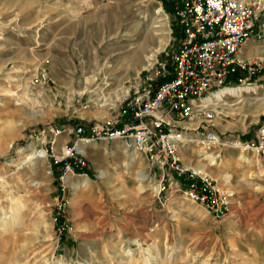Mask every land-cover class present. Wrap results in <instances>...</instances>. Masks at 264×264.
Returning a JSON list of instances; mask_svg holds the SVG:
<instances>
[{"label":"rangeland","instance_id":"374dc122","mask_svg":"<svg viewBox=\"0 0 264 264\" xmlns=\"http://www.w3.org/2000/svg\"><path fill=\"white\" fill-rule=\"evenodd\" d=\"M167 5L0 0V264H264V153L240 146L264 127V69L250 84L233 75L231 86L254 90L214 105L219 143L192 129L181 148L186 168L232 194L222 219L187 199L178 178L162 190L161 171L123 140L75 144L71 130L51 131L123 122L145 76L170 74L182 34ZM240 55L264 59V14ZM65 144L85 169L54 166Z\"/></svg>","mask_w":264,"mask_h":264},{"label":"built area","instance_id":"2783aa9c","mask_svg":"<svg viewBox=\"0 0 264 264\" xmlns=\"http://www.w3.org/2000/svg\"><path fill=\"white\" fill-rule=\"evenodd\" d=\"M167 1L182 34L170 74L160 80L145 76L149 86L144 93L124 100L128 118L123 122L79 124L73 130L53 128L51 131L60 135L71 130L76 137L75 144L123 140L128 148L145 154L152 168L161 171L162 190L167 188L166 180L178 178L180 181H175L187 199L222 219L230 211L232 194L224 193L207 173L186 168L181 148L191 140L192 129L209 145L219 143L220 136L214 130L216 110L205 100L224 87H233V75L244 71L246 76L238 80L244 85L264 69L262 58H240L241 49L253 36L256 22L264 14V0ZM183 123L196 126L189 128ZM75 144H65L61 156L53 155L54 165L72 174L87 167ZM242 145L241 148L264 153V127L257 139Z\"/></svg>","mask_w":264,"mask_h":264},{"label":"bare ground","instance_id":"6f19581e","mask_svg":"<svg viewBox=\"0 0 264 264\" xmlns=\"http://www.w3.org/2000/svg\"><path fill=\"white\" fill-rule=\"evenodd\" d=\"M160 16H163L162 12V8L158 9ZM157 11V12H158ZM163 18V17H162ZM154 52L148 53L145 56V67H153V65L155 64L156 58H157V52L159 51L157 49V51L153 50ZM251 90H254V88L249 87V86H245V87H224L219 91L214 92L212 95H210L205 101L206 102H211L214 106L217 104V101L219 100H223L224 96L229 93L235 96H242L244 92H249ZM203 143L208 144L206 141H202ZM209 145V144H208ZM240 146H242V144H240ZM205 154V158L209 159V163L213 164L215 162V156L211 153H208L206 151L203 152ZM200 171V170H197ZM202 172V171H200Z\"/></svg>","mask_w":264,"mask_h":264},{"label":"trees","instance_id":"16d2710c","mask_svg":"<svg viewBox=\"0 0 264 264\" xmlns=\"http://www.w3.org/2000/svg\"><path fill=\"white\" fill-rule=\"evenodd\" d=\"M166 8H167L170 12H172L170 5H169V7H168V5H167ZM245 76H246V73H245V72H242V73L239 74L238 76H234V78H235V79H238V78H242V77H245ZM54 166H56V165H54Z\"/></svg>","mask_w":264,"mask_h":264},{"label":"crops","instance_id":"0c3cea01","mask_svg":"<svg viewBox=\"0 0 264 264\" xmlns=\"http://www.w3.org/2000/svg\"><path fill=\"white\" fill-rule=\"evenodd\" d=\"M241 57H243V56L240 55V58H241Z\"/></svg>","mask_w":264,"mask_h":264}]
</instances>
